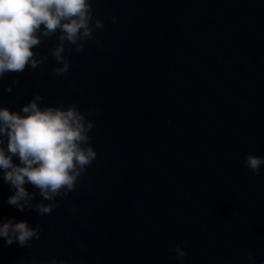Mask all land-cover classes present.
<instances>
[{
    "label": "clouds",
    "instance_id": "1",
    "mask_svg": "<svg viewBox=\"0 0 264 264\" xmlns=\"http://www.w3.org/2000/svg\"><path fill=\"white\" fill-rule=\"evenodd\" d=\"M95 2L0 0V80L7 73H23L29 68L35 71L46 64L48 55L61 65L53 69L56 76L68 73L70 59L66 52L81 53L88 41L99 44L95 32L105 25L95 15ZM111 21L117 23V17L113 15ZM53 36L57 42L48 54L34 51ZM15 84L18 81L14 80ZM12 90V85L5 89L9 93ZM43 100L42 95L36 94L19 111L0 104V178L15 190L7 203L20 212L32 209L41 216L51 214L59 206L57 197L65 199L75 191L78 179L97 158L90 135L94 122L75 103L41 107ZM13 157H18V164ZM262 165V157L252 154L244 157V167L254 175H260ZM26 184L39 190L42 201L52 203H33L36 193L29 192ZM72 210L76 211L75 206ZM41 230L40 225L31 227L27 221L0 222V238L7 245L15 243L22 248H29L33 240H39ZM186 246L184 241L173 250L180 264L184 262ZM246 259L248 264H256L253 253L249 252ZM41 264L68 262L53 258Z\"/></svg>",
    "mask_w": 264,
    "mask_h": 264
}]
</instances>
